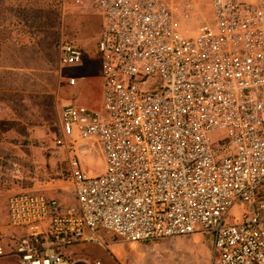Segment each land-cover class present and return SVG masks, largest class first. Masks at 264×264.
I'll return each mask as SVG.
<instances>
[{"label": "built area", "instance_id": "1", "mask_svg": "<svg viewBox=\"0 0 264 264\" xmlns=\"http://www.w3.org/2000/svg\"><path fill=\"white\" fill-rule=\"evenodd\" d=\"M89 1L101 20L102 101L60 112L75 201L12 193L0 257L70 264L71 248L107 235L201 233L212 264H264V0H211L194 35L167 0ZM58 45L61 67L84 61L63 34ZM97 148L94 174L83 159Z\"/></svg>", "mask_w": 264, "mask_h": 264}, {"label": "rangeland", "instance_id": "2", "mask_svg": "<svg viewBox=\"0 0 264 264\" xmlns=\"http://www.w3.org/2000/svg\"><path fill=\"white\" fill-rule=\"evenodd\" d=\"M178 25L194 35L211 18V0H167ZM189 14V17L186 15ZM100 17L89 0H0V215L7 223V199L15 192L37 191L70 204L68 152L60 142V112L74 102L99 106L102 101L97 38ZM64 35L85 52L82 63L61 67L59 40ZM69 76L83 77L70 85ZM225 130L212 133L214 140ZM94 153L83 159L92 173L103 169ZM101 156V155H100ZM70 264H212L207 234L128 242L107 235L102 243L71 248ZM0 264H20L12 254Z\"/></svg>", "mask_w": 264, "mask_h": 264}, {"label": "bare ground", "instance_id": "3", "mask_svg": "<svg viewBox=\"0 0 264 264\" xmlns=\"http://www.w3.org/2000/svg\"><path fill=\"white\" fill-rule=\"evenodd\" d=\"M96 151H97V152H96L95 156H96V155H99V153H100L101 156L99 155V157H101V159H102V161H103V163H104L103 156H102L101 152L98 150V148L96 149ZM93 156H94V153H93L92 155H89L88 158L86 157V158L88 159V162L91 161V158H93Z\"/></svg>", "mask_w": 264, "mask_h": 264}, {"label": "crops", "instance_id": "4", "mask_svg": "<svg viewBox=\"0 0 264 264\" xmlns=\"http://www.w3.org/2000/svg\"><path fill=\"white\" fill-rule=\"evenodd\" d=\"M100 29H101V20H100ZM80 79H83V78H80Z\"/></svg>", "mask_w": 264, "mask_h": 264}]
</instances>
